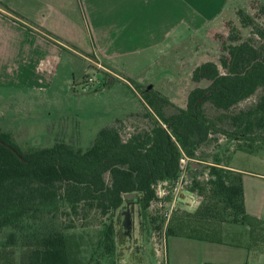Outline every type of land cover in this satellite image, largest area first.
<instances>
[{"label":"trees","instance_id":"1","mask_svg":"<svg viewBox=\"0 0 264 264\" xmlns=\"http://www.w3.org/2000/svg\"><path fill=\"white\" fill-rule=\"evenodd\" d=\"M0 6L14 21L31 29L19 13L1 1ZM260 11L264 12V4ZM235 15L240 27L231 28L227 40L221 43L218 62L206 61L193 69L194 87L188 93L186 107L146 87L144 112L126 116H143L148 122L126 138L119 129L126 116L102 127L85 149L57 140L47 148L23 151L10 133L0 129V231L9 227L22 232L25 221L41 220L48 205L70 223L34 228L20 237L9 232L0 244V264H84L81 244L71 231L74 222L82 226L99 223L102 227L97 246L109 255L114 250V218L131 202L155 235L161 231L165 235L184 233L212 241L211 229L224 222L247 225L254 234L257 230L264 233V221L246 212L242 172L214 158L208 162L207 178L198 176L204 163L198 151L212 135L247 139L249 152L259 147L251 146L255 141L264 147V134H254L264 130V26L243 8H238ZM241 28L251 29L245 39L241 38ZM43 32L51 41L62 42ZM137 86L141 90L142 86ZM257 90L261 93L253 106L229 113ZM205 103L221 111L220 116H207ZM166 105L174 108L168 115L163 110ZM182 156L189 158L188 178L182 185L201 201L194 212L173 207L166 218L161 208L165 204L170 208L174 199ZM159 189L163 195H159ZM132 193L134 197L126 198ZM152 208L161 213L151 214ZM260 241L264 244V236ZM18 243L22 249L17 255Z\"/></svg>","mask_w":264,"mask_h":264},{"label":"rangeland","instance_id":"2","mask_svg":"<svg viewBox=\"0 0 264 264\" xmlns=\"http://www.w3.org/2000/svg\"><path fill=\"white\" fill-rule=\"evenodd\" d=\"M263 4V0H241L238 7L247 10L255 17L258 24L264 26V12L260 11ZM228 18L229 16H226L225 19ZM230 19L234 20H227L224 23V28L220 29L222 34L217 33L220 47L215 52L213 48L217 43L216 39L213 40L208 38L207 34H203L198 39L193 37L189 42L177 47L170 54L171 58L143 59L138 65L127 66L126 70L114 65H108L112 71L102 69L84 58L82 54L85 52L70 44L78 52L77 54L68 53V65L65 64V60H62L57 74L52 76L53 84L40 90L35 87L21 90L0 89V129L10 133L23 151L47 148L57 140L85 149L92 143L97 132L102 127L112 124L114 119L141 110L144 112L142 96L146 87H153L160 96L185 108L188 93L194 87L191 79L194 62L190 59L193 52L191 49L199 48L197 53L199 58L205 55L206 59L218 62L222 51L221 43L227 40L231 28L240 27L235 19V13ZM239 32L241 38L245 39L251 34V29L241 28ZM65 41L67 40H62L63 43H66ZM138 84L142 86L141 90ZM260 93L261 91L257 90L253 95L232 107L229 113L253 106ZM163 110L168 115L174 111V108L166 105ZM204 110L207 116L214 119L221 114V111L215 110L209 103L204 104ZM147 122L148 118L143 116H126L119 124L120 133L123 138H126L134 130L146 126ZM226 122L222 124L227 126ZM261 132L264 134V130L255 131L254 134L257 136ZM249 143L247 139L238 141L223 134L212 135L211 140L198 151L200 160L204 162L201 163L198 171L200 179L207 178L208 162L213 161L214 158H217L221 165H233L248 173H263L264 158H262L261 150L264 147L259 145L262 144L261 142L255 141L251 146L259 147L249 152ZM251 152L255 154L252 155ZM245 187L248 195L249 187L247 185ZM130 204L134 206L133 229L130 235L124 234L121 211L125 210V205L114 218V250L109 255L103 254V248L97 246L98 230L102 227L99 223L84 226L79 222L72 224L71 231L75 232L81 244V257L84 259V264H160L161 256L158 252L161 253V251L153 240L155 235L148 224L143 223L137 205L134 202ZM168 208L169 206L165 204L161 208L163 213L154 208L150 212L164 214ZM261 213L263 216L260 219L264 221V210ZM66 224H70L68 219L52 205H48L44 209L41 220L35 223L25 221L26 227L22 232L9 227L2 229L0 244L12 231L20 237L22 233L34 228ZM223 225H231V223L224 222L218 226ZM260 231L257 230L255 234L263 237L264 233ZM161 234L162 231L158 236ZM21 249L18 243L17 255L20 254Z\"/></svg>","mask_w":264,"mask_h":264},{"label":"crops","instance_id":"3","mask_svg":"<svg viewBox=\"0 0 264 264\" xmlns=\"http://www.w3.org/2000/svg\"><path fill=\"white\" fill-rule=\"evenodd\" d=\"M0 1L23 16L31 28L14 21L0 6V89L10 90H40L53 84L52 76L57 74L62 60L68 65V53L77 54V49L85 52L84 58L108 71H112L108 65L126 70L143 59L171 58L177 47L203 34L216 39L215 52L220 47L217 33L222 34L224 23L234 20L230 19L232 14L241 8V0ZM43 30L61 41L67 40V44L51 41ZM191 50L193 69L211 61L205 55L199 58V48ZM261 151L264 158V149ZM229 167L242 172L246 212L260 219L264 210V172L248 173ZM174 197V208L187 212H194L201 201L184 187L178 188ZM209 237L212 241L184 233L166 235V264H264L262 236L251 233L247 225L216 226Z\"/></svg>","mask_w":264,"mask_h":264},{"label":"built area","instance_id":"4","mask_svg":"<svg viewBox=\"0 0 264 264\" xmlns=\"http://www.w3.org/2000/svg\"><path fill=\"white\" fill-rule=\"evenodd\" d=\"M188 161H189V158L186 156H182L179 159L180 173H179V181H178L177 187L175 189V192H177L178 188L183 187L182 183L186 182L185 180H187V178H188V176L186 175V168H187ZM158 193H159V195H163L164 191L162 189H159ZM174 199H175V197H174ZM174 199H173V201H174ZM173 201L171 203L170 208L165 212L166 218L169 217L170 211L174 207ZM153 235H155V234H153ZM165 236L166 235H165L164 231H162V234L160 236L155 235L153 237V240L156 243L158 250H160L162 252L160 255L161 259H162V264H166V260H167L166 251L164 250V248H165V246H164Z\"/></svg>","mask_w":264,"mask_h":264},{"label":"water","instance_id":"5","mask_svg":"<svg viewBox=\"0 0 264 264\" xmlns=\"http://www.w3.org/2000/svg\"><path fill=\"white\" fill-rule=\"evenodd\" d=\"M134 196H135L134 193L127 194L126 198H130ZM133 210H134L133 204L127 203L125 210L121 211V213L123 214L122 226L124 228V234L126 235H130V231L133 229V218H132Z\"/></svg>","mask_w":264,"mask_h":264}]
</instances>
